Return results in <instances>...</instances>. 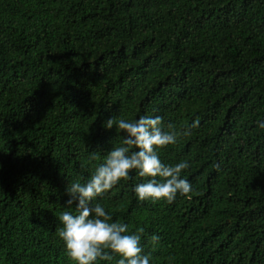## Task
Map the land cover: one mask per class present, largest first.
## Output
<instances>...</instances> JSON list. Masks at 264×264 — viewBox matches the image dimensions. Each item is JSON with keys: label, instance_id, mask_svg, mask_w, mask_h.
<instances>
[{"label": "trees", "instance_id": "16d2710c", "mask_svg": "<svg viewBox=\"0 0 264 264\" xmlns=\"http://www.w3.org/2000/svg\"><path fill=\"white\" fill-rule=\"evenodd\" d=\"M139 115L199 121L159 150L192 191L138 201L133 173L98 200L113 221L151 264H264V0H0V264H75L66 186Z\"/></svg>", "mask_w": 264, "mask_h": 264}, {"label": "clouds", "instance_id": "9594fccd", "mask_svg": "<svg viewBox=\"0 0 264 264\" xmlns=\"http://www.w3.org/2000/svg\"><path fill=\"white\" fill-rule=\"evenodd\" d=\"M113 126L122 136L120 144L107 151L87 179L83 182L76 179L66 186L69 199L65 203L74 206V211L59 214L58 236L75 264L111 262L114 257H118L116 264H151V254L142 243L144 228L131 231L128 223L113 221L98 202L114 186L130 180L133 173L143 181L132 186L138 201L171 203L178 195L192 191L190 181L182 176L189 162L165 164L159 150L176 144L180 135L190 134L199 121H193L180 132L172 123L165 126L159 115H139L135 120L111 117L103 124L105 129ZM258 127L264 129V119L258 122ZM96 159L93 153L90 160ZM150 240L155 245L159 237L153 234Z\"/></svg>", "mask_w": 264, "mask_h": 264}]
</instances>
